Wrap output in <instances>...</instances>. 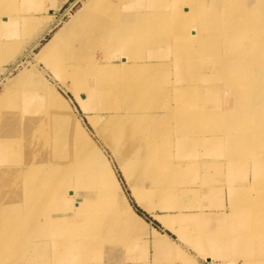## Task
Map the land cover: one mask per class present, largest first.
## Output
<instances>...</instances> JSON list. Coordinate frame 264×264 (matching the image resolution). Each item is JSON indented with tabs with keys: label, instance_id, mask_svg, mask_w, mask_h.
I'll list each match as a JSON object with an SVG mask.
<instances>
[{
	"label": "bare ground",
	"instance_id": "obj_1",
	"mask_svg": "<svg viewBox=\"0 0 264 264\" xmlns=\"http://www.w3.org/2000/svg\"><path fill=\"white\" fill-rule=\"evenodd\" d=\"M66 1L14 0L12 4L10 1L13 7V24L10 27L14 32L5 34L4 40L1 38V50L4 49L5 54H9L11 50L12 54V45L14 47V43L18 41L20 44L21 39L24 42L25 36L32 33L34 23L30 19H36L42 12H50L49 8L53 4H63ZM140 1L125 5L126 13L117 5L106 8L89 7L91 12L88 11V18L85 20H92L101 26L120 27L106 32L108 39L104 46L106 50L109 47L110 55L123 46L144 48L170 45L164 54L172 55L181 65L179 76L174 79L175 85L170 80L164 81L163 73L159 71L167 63L151 67L147 75L135 71L139 66L136 63L129 65V60L122 59L120 66L93 63L84 52H88L96 44L101 45L100 42L82 38L84 29L72 36L65 35L69 33L66 31L77 26L78 20H74L80 18L77 16L64 25V28L55 31L38 51L40 64L52 74L62 91L68 93L78 105L85 124L90 126L94 136L108 150L111 161L101 154L90 137L91 133L89 135L85 131L56 86L40 79L32 81L33 76L26 74L24 79L19 77L4 90L6 100L0 108V148L11 147L14 142L16 145L20 144L17 143L21 136L13 134L15 127H23L28 134L40 129L42 136L39 138V159L43 162L63 160L64 170L67 168L68 171L63 173L64 176L71 174L70 170L76 168L79 174L86 177V185L77 184L76 189L74 188L75 195L69 188H52L53 206L67 201L76 205L71 208V213L64 214L66 217L63 219L65 218L66 224L81 228V241L76 247H58L59 251L66 248L65 253L72 261H84L88 258L89 255L84 254L90 253V242L97 248L92 240L103 231L111 232L122 225L124 234L132 231L141 233L144 221L135 213L130 198L148 214L155 209L165 210L167 213L176 211V221L173 223L166 219L171 214L158 216L159 222L178 234L185 230L196 233L198 227H192L190 219L181 216L174 197L195 190L194 187L179 189V185L183 183L181 177L187 169L184 160L194 161V166L188 167L190 170L195 169L199 162L195 159L198 155L196 148L204 144L196 139L199 138L198 128L213 126V134L203 136L206 146H226L225 151L233 153L235 147L232 145L238 143V140L228 143L229 139H234L228 137V134L240 126H259L264 121V0H150L144 6ZM103 2L104 0H96L93 6ZM2 4L4 2L0 0V6ZM128 9L132 12L128 13ZM202 11L212 13L210 20L203 21L211 27L202 32L200 30L199 34L212 36L211 42H199L196 39L198 33L191 34L187 30L182 32L185 24L189 22L192 26L196 15L199 16ZM5 18L2 22H8L0 24V28L6 30L7 25L12 22L6 16ZM167 24L182 26L181 29L174 30L157 29L168 26ZM17 26L19 30L16 29ZM126 26H135L136 29L127 32ZM85 31L87 34L89 30ZM165 35L170 36L166 40L161 38ZM38 42L37 39L34 44ZM205 51L206 56L202 57ZM199 57L201 65H195ZM133 65L135 68L131 69ZM205 69L212 72L202 74ZM150 85H153L152 90ZM172 85L176 88L172 89ZM171 92L173 99L168 102ZM81 95L85 98L82 99ZM23 138H26L24 134ZM189 139H193L192 143ZM23 144L28 148L25 140ZM241 144V147L251 145L250 141ZM262 144L264 145V134L253 141V149ZM12 151L17 152L14 148L10 149ZM255 159H258L255 162L262 163L260 166L264 164V156ZM3 163L5 162L0 161V181L14 171ZM98 166L104 170L103 180ZM36 174V171H31L29 179ZM102 182L106 185H102ZM30 187L29 185V189ZM42 190H45L42 184H37L30 194L18 198H24L25 202H42L37 212L44 201L38 199L43 195ZM80 192L113 200L114 204L106 203L105 209L123 211L126 215L119 214L103 226L99 219L95 221L90 218L89 212L93 209L83 207L84 199L73 203ZM46 194L48 197L47 191ZM146 197L157 198L159 203L146 206L143 204ZM55 198L68 200L60 201ZM171 198L174 199L170 201ZM232 198L234 201L231 210L238 217L248 215L252 218L253 211L254 218H261L262 222L235 224L236 229L232 232L229 230L228 233L225 231V234L230 237L232 233H237L242 238H250L253 233H259L258 230L264 231V212L259 206H253L251 198ZM260 202L264 205V198ZM62 207L59 206L57 211L64 212ZM51 212L55 214L54 211ZM47 216L48 211L44 214V217ZM0 222L3 226V220ZM58 225L56 233L61 234ZM36 227L37 225L34 226ZM70 241L74 242L73 239ZM154 244L158 249L166 245L158 241ZM41 249L44 247L39 250ZM227 253L229 251H223L218 256L223 257ZM16 259L18 258L8 257V263Z\"/></svg>",
	"mask_w": 264,
	"mask_h": 264
},
{
	"label": "rangeland",
	"instance_id": "obj_2",
	"mask_svg": "<svg viewBox=\"0 0 264 264\" xmlns=\"http://www.w3.org/2000/svg\"><path fill=\"white\" fill-rule=\"evenodd\" d=\"M10 1L12 4L14 0H3L4 4L0 6V14H2L0 15V24L3 23L4 25L8 22H2L3 18L6 19L5 16L12 22L10 25H7L8 29L0 28V108L6 100L4 90L12 81L17 80L19 77L23 78L26 74L33 76L32 81H35V79L46 81L49 85L56 86V89L68 101L71 110L74 111V114L82 123L85 131L89 135L91 133L90 137L96 143L101 154L103 153L102 155L111 161L108 150H105V146L94 136L90 126L85 124V119L78 105L68 93L62 91V87L59 86L52 74L40 64V53H38L40 46L55 31L64 28V25L69 24L73 21V17L77 16L80 17L79 19L74 18V20H78L77 26L66 31L69 33L65 35L72 36L84 29L82 38L99 41L101 45L98 46L96 44L88 52H84L87 58L89 57L93 63L120 66L121 61H123L122 59L129 60V65L136 63L135 65L139 66L135 68L133 65L131 69L135 68V71L145 75H147L151 67L156 68L160 64L167 63L168 65L163 66V68L165 66L167 68H160L159 71L161 70L163 73L162 78L164 81L166 79L170 80L175 85L174 79L178 78L181 65L179 60L175 61L172 55L164 54L165 49L170 47V45L144 48L142 46H133L132 48L123 46L122 49L110 55L108 53L109 47L106 50V46H104V44L107 45L106 41L108 39L106 32L109 30H118L120 27L117 25L101 26L95 24L92 20L86 21L85 19L88 18L89 14L88 11H90L89 7L106 8L117 5L122 8V12L126 13L124 6L135 3L138 0H104L98 6H93L96 0H67L63 4L51 5L49 8L50 12H42V15H38L36 19H30L34 23L32 33L27 37L25 36L24 42L21 39L20 44L19 41L14 43V47L11 44L12 54L11 50L9 54H5V50H1V38L4 40L5 34H12L14 32L10 27L13 24V20L11 19V9L13 7ZM195 1L206 2V0ZM140 2L144 6L149 4L150 0H141ZM128 11V13L132 12L130 9ZM211 18V12L202 11L199 16L196 15L195 22L192 26H190L189 22L185 24L182 32L187 30L191 34H199L200 30L202 32L211 27L207 26V23H203V21L206 22ZM167 25L165 27L160 26L157 29L162 30L167 28L174 30L181 29L182 26ZM122 28L124 27L122 26ZM16 29L19 30V26ZM85 29L89 30L87 34ZM135 29V26L125 27V30H128L127 32ZM35 33L36 35L33 37ZM170 35H165L161 38L166 40ZM211 37L199 34L196 39L199 42H211ZM37 39L39 42L34 44ZM104 56L106 57L104 58ZM205 56L206 51L203 52L202 57ZM127 57L130 58L127 59ZM199 64L200 57L195 65ZM202 66L204 67V65ZM211 72V70L205 69L202 74ZM173 85L172 89H175L176 87L173 88ZM149 87L152 90L153 85ZM155 90L158 89L155 88ZM81 98L84 99V95H81ZM172 99L173 93L171 92L168 102H171ZM13 134L21 136L17 143L20 144L16 145L14 142V145L11 147L7 146L5 149L0 148V161L5 162L3 165L14 169L9 177L0 181V220L4 222L3 226L0 222V264H9L8 257L18 258L12 261V264H84V262L85 264H183L184 261H182L181 256L188 259L186 262L191 264H264V231L258 230L259 233H253L250 238H242L243 236L240 237L237 233H232L230 237L228 234H225V231L228 233L229 230L231 232L235 230V224L242 225L243 222H262L261 218H254L253 211H251L252 218L248 215L238 217V214L231 210V206L234 201L233 196L242 200L251 198L254 202L252 203L253 206L258 205L260 210L264 212V205H261L263 203L260 202L264 198V164L260 166L262 163L255 162L258 161L255 157L264 156V145L262 144L253 149V141L264 134V121L259 126H251L250 124H246L244 127L240 126L236 131L228 134V137L234 138L229 139L228 143L233 140H238V143L232 145L235 147L233 153L225 151L224 148L226 146L224 148L219 147L217 144H213L211 147L206 146V141L203 139V136L213 134V126H201L198 128L197 135L199 138L196 137V139L204 144L196 148V155H198L194 157L199 162L195 169L190 170L188 167L194 166V161L184 160L187 169L181 177L183 183L179 185V189H185L186 187V189H190L194 187L195 190L174 197L178 204L176 205L180 207L181 216L190 219L192 227H198L196 233L185 230L183 231L184 233L178 234L159 222L160 219L158 216L171 214L166 219L169 220V223H173L176 221L174 219L176 211L167 213L165 210L155 209L151 214H148L141 207L136 206L134 200L130 198L129 201L133 209L135 208V213L144 221V224L142 223L143 230H141V233L132 231L124 234V227L118 225L111 232L103 231L100 234H96L94 237L95 241L92 240V242L96 244L97 248L90 242V253L84 254V256L89 255L84 261H72L69 255L65 253L67 252L66 248H63L61 251L58 250L60 245L62 247L70 246L69 248L76 247L81 241V228L65 223V218L63 219V217H66V215L64 214L71 213V208L76 205L70 204L67 201L69 197H67L55 198V200L67 202L53 206L52 201L54 197L52 196V188H69L72 189L75 195L77 184L86 185L85 175L79 174L75 168L70 170L71 174L64 176L63 173L68 171L67 168L64 170L63 160L43 162L39 159V138L42 136L40 129L28 134L24 132L23 127H15ZM23 134L26 138H23ZM23 140L28 144V148L24 146ZM189 141L192 143L193 139H189ZM247 141H250L251 145L241 147V143ZM11 148H14L17 152H10ZM206 160L209 161L206 162ZM29 162L31 163L29 164ZM201 162H203V165ZM113 166L115 167V165ZM97 169L103 180V177H105L104 170L100 166ZM31 171H36L37 174L29 179V173ZM116 172L119 179L122 180L117 169ZM37 184H42L45 190H42L43 195L38 198L44 201L39 211L36 212L42 202H25L24 198L18 197L30 194L33 187ZM103 184L104 186L106 185L102 182ZM29 185L31 186L30 189ZM46 191L49 193L48 197ZM174 198H171L170 201ZM83 199V207H92L93 209L92 212H89L90 218H93L95 221L99 219L103 226L107 225L110 219L119 216V214H125L123 211L113 212L105 209L106 203L112 205L114 201L103 197L100 198L98 195L89 192L86 194L85 192H80L73 203H78ZM143 202L146 206H153L159 203L157 198L153 199L149 197H146ZM152 202H155V204ZM59 206H63L62 209L65 211H57ZM246 210H249V208L246 207ZM47 211L49 212V216L44 217ZM51 211H54L55 214ZM59 223L61 224L58 225ZM36 225L37 227L34 228ZM57 225L59 227L58 230L62 232L61 234L56 233ZM245 231L247 230L245 229ZM71 239L74 242H71ZM156 241L160 243L161 241L165 242L166 245L158 249L154 244ZM40 247H44V249L39 250ZM210 251H213V253ZM223 251H229V253L219 258L209 257L210 255L219 254ZM206 257L210 258L209 262H207L208 259Z\"/></svg>",
	"mask_w": 264,
	"mask_h": 264
},
{
	"label": "crops",
	"instance_id": "obj_3",
	"mask_svg": "<svg viewBox=\"0 0 264 264\" xmlns=\"http://www.w3.org/2000/svg\"><path fill=\"white\" fill-rule=\"evenodd\" d=\"M160 243V242H159ZM161 243H165V242H162L161 241ZM166 244V243H165ZM210 252H212L213 253V251H210ZM209 252V253H210ZM211 254V253H210ZM209 257H213V258H216V257H218L219 258V256H218V254L216 253L215 255H210ZM209 257H206L207 259H208V261L207 262H209V260H210V258ZM181 259H182V261H184L183 262V264H191V263H189V262H186V260H188V259H186V258H184V257H182L181 256Z\"/></svg>",
	"mask_w": 264,
	"mask_h": 264
}]
</instances>
